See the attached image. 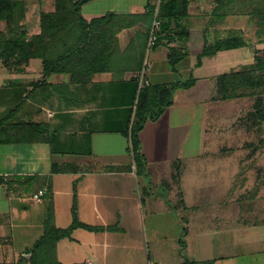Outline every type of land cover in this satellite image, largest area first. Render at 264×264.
Segmentation results:
<instances>
[{
	"label": "crops",
	"instance_id": "1",
	"mask_svg": "<svg viewBox=\"0 0 264 264\" xmlns=\"http://www.w3.org/2000/svg\"><path fill=\"white\" fill-rule=\"evenodd\" d=\"M12 1L16 8L21 4ZM168 1L83 4L82 18L96 26L78 51L72 50L83 34L77 14L56 12L57 0L22 15L15 8L12 24L0 18L7 39L24 35L28 43L46 31L27 49L37 52L28 62L0 58L6 70L0 73V264L20 258L30 264L32 257L39 264H67L75 257L83 260L74 264H132L142 250L145 208L154 218L152 242L143 240L145 264H258L261 255L253 250H234L264 241V231L242 219L245 206L232 204L241 167L223 187H199L214 176V161L226 157L216 151L219 138L211 130L217 110L247 98L221 99L220 77L255 58L246 65L232 62L238 48L201 58L206 45L236 33L228 25L234 16L219 12L220 0H189L174 19L162 16ZM156 13L161 38L149 57L150 84L139 90ZM69 49L62 69L45 79V63L58 65ZM135 112L143 124L136 151L130 131ZM179 169L177 185L171 181ZM221 190L225 202L216 204L214 192ZM74 207L79 224L71 234L83 233L61 249L54 238L72 227ZM178 243L182 254L176 253Z\"/></svg>",
	"mask_w": 264,
	"mask_h": 264
},
{
	"label": "rangeland",
	"instance_id": "2",
	"mask_svg": "<svg viewBox=\"0 0 264 264\" xmlns=\"http://www.w3.org/2000/svg\"><path fill=\"white\" fill-rule=\"evenodd\" d=\"M45 1L46 0H30V2H25L24 4L23 0H18L21 4L16 8L17 14L22 15L28 11L33 12L31 10H41L48 0ZM228 1L229 0H222L219 1L220 3L217 2L218 6L220 5L221 8L219 12H227L234 16L228 20V25L232 28H236H234V31L236 32L233 33L235 34L234 36L240 35L246 42V45L231 52L232 62H242L244 65L250 64L257 56L264 57V20L257 14L252 16V14L248 13V9L254 8L258 9L260 12H264V0H231L232 2H230V4ZM229 35L231 36V34ZM5 72V68H2L0 62V73L4 74ZM256 103V96L247 97L246 100L237 106H227L217 110L215 119L212 121L211 130L215 131L216 136L219 138L218 140H215L216 146L219 147L216 151L219 150L218 154L226 156L227 158L224 157L221 160L216 159V161H214L212 164L214 170H211V172L214 173V176L211 177L210 180L199 181V187L203 188L204 186H201V184L208 182L210 184H215V187L212 189H217L219 182V186L223 187L224 184L230 182L229 175L235 170L239 174L241 167V172L244 176L238 179L239 189L235 193L237 198H234L235 200L232 201V204L238 202V204L245 206L244 209L241 207L243 209L242 213L239 212L241 217H243L242 219L245 220L247 218L246 220L250 222L254 229H261L264 231V122L260 121L256 115ZM137 121H139V115L138 112L137 114L135 112L130 125L131 132ZM211 149H214L213 145H211ZM218 156L219 155H215V157ZM237 161H239V163ZM181 178L180 169L176 170L171 182L179 185ZM153 183L154 187H156L155 184L157 181L155 180ZM240 186H244L246 189H241ZM218 192L219 191L214 192V194L216 197H219L220 200L215 199V203L219 204L221 202L224 204L225 190H221L219 194ZM237 193L238 195H236ZM146 197L148 196L143 195V199ZM178 207L180 209L184 206L180 204ZM144 216L145 223L141 230L142 250L139 252L140 257H138L139 254H136V260L132 264H138V262L139 264H145L149 260V251L146 250V244H144L143 240L145 237L148 241L152 242L150 222L154 218L149 215L146 208ZM183 216L186 215L183 214ZM168 219L172 223L175 221V218ZM66 229H70L69 234H65L67 231ZM63 230L60 233L59 238L56 235L54 238L57 244L61 246V249L66 247V245H69L72 237H76L77 233L78 235L83 233V230L80 229L75 235L71 234L72 229L70 226L64 227ZM32 232L34 233L35 231ZM171 232L175 234L177 229H172ZM148 244L152 251L154 244ZM72 245H75L74 242H72ZM168 246L171 247L172 245L168 244ZM176 247V253H184V248L180 243H178ZM234 250H238L239 252L253 250L257 255H261L259 256V262L257 263L264 264V241L253 245L248 244L247 246L245 245L238 249L234 247ZM62 252L64 253L63 250ZM66 254L72 255L73 253L71 254L68 250ZM75 255H81V252L77 251ZM179 257L180 256L178 255L176 256V258ZM82 260L83 258L75 257V259L68 258L64 261L67 264H74L81 262ZM186 264H188V262Z\"/></svg>",
	"mask_w": 264,
	"mask_h": 264
},
{
	"label": "trees",
	"instance_id": "3",
	"mask_svg": "<svg viewBox=\"0 0 264 264\" xmlns=\"http://www.w3.org/2000/svg\"><path fill=\"white\" fill-rule=\"evenodd\" d=\"M91 0H57L56 12L59 13H76L77 21L79 26L83 30L82 37L78 42V47L72 50L78 51L81 47L87 44L89 40L92 39L93 29L96 26V22L88 24L81 16V6ZM222 1V0H220ZM228 2H232L229 0ZM189 4V0H169L165 7L162 10V16L173 17L174 19L179 18L182 14L180 13L184 6ZM16 4L12 0H0V18L7 20L9 24H12V18L15 12ZM261 10V9H260ZM180 11V12H179ZM248 13L254 16L255 14L259 15L261 19L264 20V12H260L258 9H248ZM49 19L51 24L57 22L56 19L51 17L43 16V21ZM63 22H69V20H63ZM106 22V20L104 21ZM54 27H58L55 25ZM90 31H89V30ZM231 34L221 39L217 40L212 45H206L201 58L203 56H213L221 50H230L243 47L246 45L245 40L242 36ZM46 31L43 32L40 37H33L30 42L25 41V36L21 35L18 39H7L0 33V58L4 60L7 64L10 62V59H18L17 64L22 63V58L25 60V63L28 62V59L35 55L36 51H28L30 46L37 45L40 39L45 38ZM72 50H67L66 54L62 56L58 62V65L52 66L48 62L45 63L44 67V78L48 77L53 72L62 69V61L69 58L72 54ZM25 57V59H24ZM60 63V64H59ZM220 98L223 100L229 98L237 97H257V103L255 106L256 115L260 121L264 122V57L257 56L254 60V63L250 66L242 68L240 71L231 72L229 74L222 75L220 77ZM5 125V120L0 123V130ZM135 126V127H134ZM133 126L132 131V140L134 144V149L138 148V134L141 131L143 124L142 121H137ZM74 223L71 229L75 226H78L79 222L77 221L76 207L73 210ZM88 229H93L90 226H86ZM67 230V229H66ZM65 231V230H63ZM70 229H68L65 234H69ZM27 261L24 258H20L17 264H23ZM30 264H39L36 258L30 260ZM59 264V263H56Z\"/></svg>",
	"mask_w": 264,
	"mask_h": 264
},
{
	"label": "built area",
	"instance_id": "4",
	"mask_svg": "<svg viewBox=\"0 0 264 264\" xmlns=\"http://www.w3.org/2000/svg\"><path fill=\"white\" fill-rule=\"evenodd\" d=\"M161 29H162V22L158 14L156 13L152 24L150 26L149 32H148V40L146 44V50H145V61H144V68L139 80V90H142L146 86L150 84V80L147 78V73L150 67L149 57L152 53V51L155 49V47L160 42L161 38ZM43 193L40 192L39 195H42ZM36 197H39L38 195ZM90 264V263H87Z\"/></svg>",
	"mask_w": 264,
	"mask_h": 264
}]
</instances>
